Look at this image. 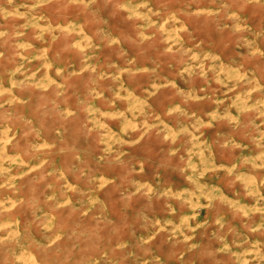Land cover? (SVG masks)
Returning a JSON list of instances; mask_svg holds the SVG:
<instances>
[{
	"label": "rangeland",
	"instance_id": "1",
	"mask_svg": "<svg viewBox=\"0 0 264 264\" xmlns=\"http://www.w3.org/2000/svg\"><path fill=\"white\" fill-rule=\"evenodd\" d=\"M0 264H264V0H0Z\"/></svg>",
	"mask_w": 264,
	"mask_h": 264
}]
</instances>
